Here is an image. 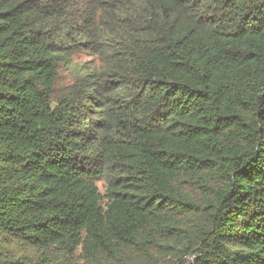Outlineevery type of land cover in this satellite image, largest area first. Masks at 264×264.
<instances>
[{
	"label": "trees",
	"instance_id": "16d2710c",
	"mask_svg": "<svg viewBox=\"0 0 264 264\" xmlns=\"http://www.w3.org/2000/svg\"><path fill=\"white\" fill-rule=\"evenodd\" d=\"M0 264H264V0H0Z\"/></svg>",
	"mask_w": 264,
	"mask_h": 264
},
{
	"label": "rangeland",
	"instance_id": "374dc122",
	"mask_svg": "<svg viewBox=\"0 0 264 264\" xmlns=\"http://www.w3.org/2000/svg\"><path fill=\"white\" fill-rule=\"evenodd\" d=\"M89 60V58H87L85 55H81V57H80V61L81 62H84V61H88ZM69 76L67 75V73H65V72H60V74H59V78H58V80H57V84H56V86H57V89H58V87H60V86H62V85H64V84H66L68 81H69ZM94 112V111H93ZM97 187H98V189H99V191L102 193V194H104V192H105V184H104V182H102V181H99V182H97ZM18 250H20L22 253H24V249H22V248H19ZM25 254H29V252L27 251V250H25Z\"/></svg>",
	"mask_w": 264,
	"mask_h": 264
}]
</instances>
